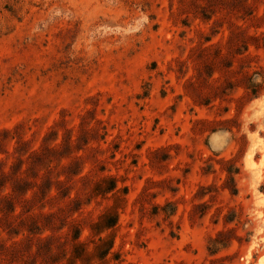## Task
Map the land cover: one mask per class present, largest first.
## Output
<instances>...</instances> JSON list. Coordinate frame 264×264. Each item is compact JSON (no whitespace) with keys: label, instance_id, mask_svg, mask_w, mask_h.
Here are the masks:
<instances>
[{"label":"rangeland","instance_id":"obj_1","mask_svg":"<svg viewBox=\"0 0 264 264\" xmlns=\"http://www.w3.org/2000/svg\"><path fill=\"white\" fill-rule=\"evenodd\" d=\"M109 235L89 264H264V0H0V264Z\"/></svg>","mask_w":264,"mask_h":264},{"label":"trees","instance_id":"obj_2","mask_svg":"<svg viewBox=\"0 0 264 264\" xmlns=\"http://www.w3.org/2000/svg\"><path fill=\"white\" fill-rule=\"evenodd\" d=\"M254 95H257L256 91L254 92ZM116 189V181L110 180L109 183L105 186L102 183H97L96 193L106 195L107 193L113 192ZM117 216V210H114V212H112V215L109 216L106 214H102L99 217V220L91 225L92 232L99 237V240L104 241V239H106L102 236V233L106 232L108 229H113L115 227L117 223ZM79 236L80 235L78 233V235L75 236V239L77 240ZM112 246L113 242L111 240V235L107 236V242L104 247H102V251H91L87 253V251H85L86 249L83 246H81L80 244H75L73 250L71 251V256L68 264H89L96 258H98L101 263L107 262L108 255L112 253Z\"/></svg>","mask_w":264,"mask_h":264}]
</instances>
